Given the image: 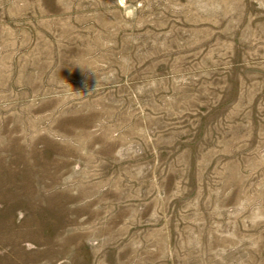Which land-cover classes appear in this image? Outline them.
<instances>
[{
  "label": "rangeland",
  "instance_id": "obj_1",
  "mask_svg": "<svg viewBox=\"0 0 264 264\" xmlns=\"http://www.w3.org/2000/svg\"><path fill=\"white\" fill-rule=\"evenodd\" d=\"M0 264H264V0H0Z\"/></svg>",
  "mask_w": 264,
  "mask_h": 264
}]
</instances>
